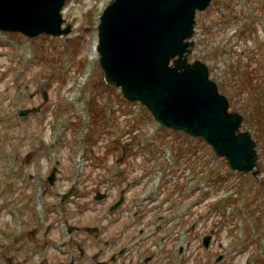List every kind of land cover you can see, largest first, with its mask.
Listing matches in <instances>:
<instances>
[{
    "label": "rangeland",
    "instance_id": "rangeland-1",
    "mask_svg": "<svg viewBox=\"0 0 264 264\" xmlns=\"http://www.w3.org/2000/svg\"><path fill=\"white\" fill-rule=\"evenodd\" d=\"M111 1L66 0V36L0 32V264L68 260L69 246L59 247L66 225L82 241L84 227L107 210L97 192L139 211V264H264V138L244 125L264 108V0L211 2L196 14L189 55L243 116L241 129L257 143L256 177L229 171L202 139L160 127L104 83L98 54L90 58ZM21 220L22 236L12 235Z\"/></svg>",
    "mask_w": 264,
    "mask_h": 264
},
{
    "label": "water",
    "instance_id": "water-1",
    "mask_svg": "<svg viewBox=\"0 0 264 264\" xmlns=\"http://www.w3.org/2000/svg\"><path fill=\"white\" fill-rule=\"evenodd\" d=\"M211 1H112L97 27L99 65L105 83L120 88L127 101L140 102L160 127L204 140L231 171L256 177L257 144L249 132L240 131L243 117L228 112L229 103L209 80L207 66L188 61L196 10L204 11ZM64 4L65 0H0V31L29 38L67 35L70 25L61 29ZM28 113L21 111L19 116ZM52 179L53 173L49 183ZM103 198L100 193L95 197ZM209 240L203 239L204 247Z\"/></svg>",
    "mask_w": 264,
    "mask_h": 264
},
{
    "label": "flooded vegetation",
    "instance_id": "flooded-vegetation-1",
    "mask_svg": "<svg viewBox=\"0 0 264 264\" xmlns=\"http://www.w3.org/2000/svg\"><path fill=\"white\" fill-rule=\"evenodd\" d=\"M63 202L61 200V203ZM96 203H108L105 205L107 210L96 216L97 221L93 225L84 227V232L79 234L82 241L74 237L72 228H68L69 238L60 246H69L70 252L66 254L72 257L69 256L68 260L59 261L57 264H139V240L132 234V231L139 227V211L125 208L123 200L116 207L118 201L103 200ZM8 240L7 238L1 245L5 251L15 242ZM81 245L89 246L93 251L86 253ZM2 262L8 264L6 257Z\"/></svg>",
    "mask_w": 264,
    "mask_h": 264
},
{
    "label": "trees",
    "instance_id": "trees-1",
    "mask_svg": "<svg viewBox=\"0 0 264 264\" xmlns=\"http://www.w3.org/2000/svg\"><path fill=\"white\" fill-rule=\"evenodd\" d=\"M248 79V78H247ZM252 77H249L248 81L251 80ZM253 124L254 128L257 132V138H264V108L257 107L252 112H250L249 116H246L244 125L248 126Z\"/></svg>",
    "mask_w": 264,
    "mask_h": 264
},
{
    "label": "bare ground",
    "instance_id": "bare-ground-1",
    "mask_svg": "<svg viewBox=\"0 0 264 264\" xmlns=\"http://www.w3.org/2000/svg\"><path fill=\"white\" fill-rule=\"evenodd\" d=\"M96 58V43L94 44V47L92 49V57L90 58L91 60Z\"/></svg>",
    "mask_w": 264,
    "mask_h": 264
}]
</instances>
